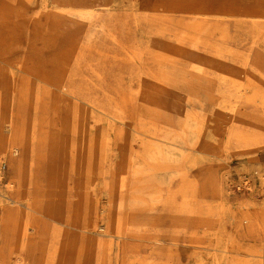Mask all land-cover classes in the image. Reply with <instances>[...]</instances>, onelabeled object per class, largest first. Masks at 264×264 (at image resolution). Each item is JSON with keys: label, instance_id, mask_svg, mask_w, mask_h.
<instances>
[{"label": "rangeland", "instance_id": "1", "mask_svg": "<svg viewBox=\"0 0 264 264\" xmlns=\"http://www.w3.org/2000/svg\"><path fill=\"white\" fill-rule=\"evenodd\" d=\"M248 222L264 0L0 3V264H264Z\"/></svg>", "mask_w": 264, "mask_h": 264}, {"label": "bare ground", "instance_id": "2", "mask_svg": "<svg viewBox=\"0 0 264 264\" xmlns=\"http://www.w3.org/2000/svg\"><path fill=\"white\" fill-rule=\"evenodd\" d=\"M8 1H10V0H0V3H5L6 4V3H8ZM17 151H18V149L14 148V149H12V150H10V151H8V152L3 154V158L5 160L3 165H5L6 168H7L8 164L10 163V160H11L12 156ZM11 186L13 188L15 186V182L12 183ZM13 203H11V204H13ZM11 204H8V205H11ZM14 204H16L17 206L20 205L18 202L17 203L15 202ZM3 208L4 209L2 211V214H5L8 211H11V210H9L10 207H3ZM150 220H151V222H149V223H152L155 226V228L157 229V231H158L156 242H159L162 237H161L160 232L158 230L159 228H158L157 222H156L155 219L154 220L150 219ZM251 225H252V223H249V222L246 224L245 228H247V230L245 231V234H244L245 240L252 241V242H259V243L262 244L264 242V240H258V238H256V236L254 235L253 231H251ZM173 238H174V241L176 242V244H178L177 238H175V237H173ZM1 239H2V236H0V241H1ZM7 239L10 240V236H7ZM261 250L263 251V253L261 254V256H257L256 258L264 260V245H263ZM224 253H225V258L229 259L231 262H242V260L240 259L241 254L235 253L233 251V249H231L230 247L226 248Z\"/></svg>", "mask_w": 264, "mask_h": 264}]
</instances>
